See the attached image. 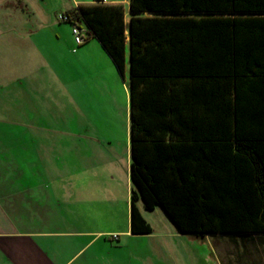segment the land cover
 I'll use <instances>...</instances> for the list:
<instances>
[{"label": "trees", "instance_id": "16d2710c", "mask_svg": "<svg viewBox=\"0 0 264 264\" xmlns=\"http://www.w3.org/2000/svg\"><path fill=\"white\" fill-rule=\"evenodd\" d=\"M62 15L120 75L128 47L130 233H151L140 201L181 235L264 236V0H128L127 22L95 0Z\"/></svg>", "mask_w": 264, "mask_h": 264}, {"label": "crops", "instance_id": "0c3cea01", "mask_svg": "<svg viewBox=\"0 0 264 264\" xmlns=\"http://www.w3.org/2000/svg\"><path fill=\"white\" fill-rule=\"evenodd\" d=\"M94 1L74 2L66 11ZM120 2L108 0L109 4ZM54 34L52 44L44 42L47 35L37 29L19 45L0 46V115L4 119L0 118V264H132L131 255L125 258L121 251L122 235L136 236L130 233V194L126 209L122 205L123 190L131 191V183L127 174L123 179L118 162L103 156L93 159L90 154L63 158L68 170L60 172L54 159L45 156L44 141L23 134L54 131L49 124H41L39 115L43 107L52 108L61 93L68 105L89 109V103L82 102L91 96L88 82L76 63L87 64L82 68L89 77V66L96 68L93 90L98 96L113 84L115 91L125 90L123 82L106 74L110 62L115 64L97 39L77 45L72 38L70 46L62 47L61 37ZM97 62L105 70L96 67ZM14 132L21 135L15 139ZM239 239L244 247L264 243L262 235Z\"/></svg>", "mask_w": 264, "mask_h": 264}, {"label": "rangeland", "instance_id": "374dc122", "mask_svg": "<svg viewBox=\"0 0 264 264\" xmlns=\"http://www.w3.org/2000/svg\"><path fill=\"white\" fill-rule=\"evenodd\" d=\"M77 1L83 0H0V46H7V43L19 45L27 33L37 29L43 30L47 35L43 37L46 40L44 42L52 44L56 37L55 32L61 37L62 47L70 46L73 38L71 25L62 22L58 17ZM120 4L128 13V4L125 5L124 0H121ZM16 33L18 37L21 34L20 40L13 38V34ZM4 49L1 47V50ZM16 52L14 51L15 54ZM128 60L126 48L123 75L119 74L112 62L108 73L106 72L108 76L110 74V77L114 79L116 77L120 83L123 82L124 92L112 89L110 86L113 84L109 86V90L104 89L100 96L93 90L97 83H94L97 76L96 68L91 70L89 66L91 74L89 77L82 68L84 66L87 68V64L76 63L80 67V73L84 75L83 79L88 82L86 85L91 96L82 102L89 103V109L86 108L84 111L81 107L74 108L71 104L68 105L66 95L61 93L52 108L43 107L44 110L40 111L42 113L39 115L41 124H49L48 127L52 126L54 131L23 133L44 141L45 156L54 159L55 167L60 172L68 170L61 162L63 158L73 159L90 154L93 159L100 156L113 158L121 166L123 179L125 180L126 174L129 177ZM96 67L104 66L103 63L97 62ZM103 69L105 70V67ZM1 116L0 118L4 120ZM18 117L23 119L21 116ZM12 134L15 139L21 135L19 132ZM52 144L57 148L53 150ZM122 194V205L126 209L129 189L127 193L123 190ZM137 206L150 225L151 233L136 235L133 238L128 234L122 235L121 251L125 258L131 255L132 264H259L260 260L264 259V243L255 242L251 245L248 243L244 247L243 241L239 238L235 240L227 237L197 238L181 235L176 232L161 208L146 211L140 201L137 202Z\"/></svg>", "mask_w": 264, "mask_h": 264}, {"label": "built area", "instance_id": "2783aa9c", "mask_svg": "<svg viewBox=\"0 0 264 264\" xmlns=\"http://www.w3.org/2000/svg\"><path fill=\"white\" fill-rule=\"evenodd\" d=\"M97 1L101 4L108 3V0H97ZM58 19L62 21V20H65V17L61 14V15H59ZM71 33L73 35V39H74L75 44L79 45V44L83 43L84 37H83L82 31L80 28H78L76 26H72L71 27Z\"/></svg>", "mask_w": 264, "mask_h": 264}]
</instances>
